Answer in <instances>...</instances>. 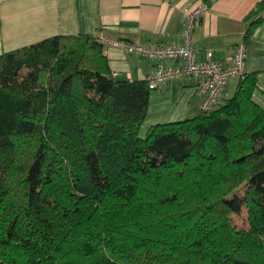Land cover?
<instances>
[{"label": "trees", "instance_id": "obj_1", "mask_svg": "<svg viewBox=\"0 0 264 264\" xmlns=\"http://www.w3.org/2000/svg\"><path fill=\"white\" fill-rule=\"evenodd\" d=\"M256 88L245 73L211 109L141 135L151 90L115 77L94 34L1 53L0 264H264Z\"/></svg>", "mask_w": 264, "mask_h": 264}, {"label": "crops", "instance_id": "obj_2", "mask_svg": "<svg viewBox=\"0 0 264 264\" xmlns=\"http://www.w3.org/2000/svg\"><path fill=\"white\" fill-rule=\"evenodd\" d=\"M264 0H0V54L53 35H92L139 42L147 46L181 44L183 9L201 3L209 9L194 27L191 43L196 58L207 52L226 61L235 44L244 42L245 17ZM261 18L248 41L244 72L257 74L254 99L264 107V9L250 20ZM249 20V21H250ZM102 50V48H101ZM112 74L119 79H145L158 65L172 66L173 59H148L120 48L102 50ZM238 78H231L222 99L230 97ZM197 79L180 77L151 90L144 135L157 123L182 120L200 112Z\"/></svg>", "mask_w": 264, "mask_h": 264}, {"label": "built area", "instance_id": "obj_3", "mask_svg": "<svg viewBox=\"0 0 264 264\" xmlns=\"http://www.w3.org/2000/svg\"><path fill=\"white\" fill-rule=\"evenodd\" d=\"M209 9V5L201 3L195 7L183 9L184 29L181 44H163L147 46L139 42L116 39L95 32L94 36L101 44L103 51L108 48H120L128 53L148 59H173L179 63L172 66L158 65L146 77L150 90L156 89L170 79L192 77L197 79L196 94L200 98V111H207L218 104L224 95L227 82L231 78L244 76V64L247 47L244 42L235 44L226 61L214 59L207 52L202 59L196 58V51L191 43L194 27L201 16Z\"/></svg>", "mask_w": 264, "mask_h": 264}, {"label": "rangeland", "instance_id": "obj_4", "mask_svg": "<svg viewBox=\"0 0 264 264\" xmlns=\"http://www.w3.org/2000/svg\"><path fill=\"white\" fill-rule=\"evenodd\" d=\"M232 224L237 228V229H248V223H247V213L246 209L243 208L241 213L236 215L232 214Z\"/></svg>", "mask_w": 264, "mask_h": 264}]
</instances>
